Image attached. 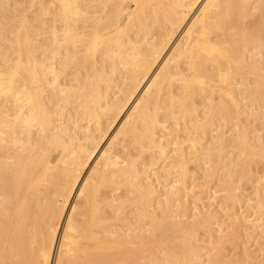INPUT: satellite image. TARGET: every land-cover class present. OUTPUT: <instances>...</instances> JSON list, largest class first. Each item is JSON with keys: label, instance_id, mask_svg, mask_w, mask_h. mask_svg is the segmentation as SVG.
Returning a JSON list of instances; mask_svg holds the SVG:
<instances>
[{"label": "bare ground", "instance_id": "bare-ground-1", "mask_svg": "<svg viewBox=\"0 0 264 264\" xmlns=\"http://www.w3.org/2000/svg\"><path fill=\"white\" fill-rule=\"evenodd\" d=\"M262 22L264 0H0V264L216 263L196 241L217 216L181 195L194 161L238 202L264 162L242 120L264 111ZM257 197L218 242L264 236Z\"/></svg>", "mask_w": 264, "mask_h": 264}, {"label": "rangeland", "instance_id": "rangeland-1", "mask_svg": "<svg viewBox=\"0 0 264 264\" xmlns=\"http://www.w3.org/2000/svg\"><path fill=\"white\" fill-rule=\"evenodd\" d=\"M253 112L254 115H250V111L242 115V120L249 130L250 142H256L257 145H260L261 142H264V111L258 109ZM258 113H260L259 116H257ZM233 132V129L228 128L227 136H231ZM212 134L216 135L217 131H214ZM134 153L138 154L139 149L136 148ZM148 156L150 159L152 158L150 154ZM231 156L235 160H239V154L230 150V153L225 156L223 162L226 163V160ZM256 166L257 170L252 177L244 180L235 179L236 184L241 187L235 191L237 194L236 198L239 201L233 202L232 200H224L229 192V188L225 191H220V189H223L220 179H226L224 174L227 168L224 165L218 167L220 168L219 171L212 166L209 172H214V177L208 181L203 177V171L197 167L194 161L188 164L192 178L189 179L190 182L188 181V184L186 183L187 185L185 184V187L187 186V191L190 193V196H185L183 193L181 195V201L187 204L191 216L196 215L194 218L209 213L217 216L216 220H213L208 227L198 231L196 241L201 246L210 247L211 249L214 246V249L208 253L210 259L214 260L216 258V263L213 264H260L264 262L256 261V258L264 260V256H262V253H264V236L262 234H258L257 236L247 235L243 229L232 240L218 242L219 239L217 238L219 236L220 224L224 220H227V217L230 218L232 212L235 213L236 217L244 219V226H249V221L255 218V213L258 212V208H252V204L257 200L258 195L264 196V179H262L264 178V162L259 157L256 158ZM212 191H214V194ZM230 193H233V191ZM249 198L253 199L252 203H248ZM132 212L130 210L129 214ZM190 218L193 219V217ZM247 219L249 221H246ZM244 228L246 229L247 227ZM223 236L226 237V233ZM211 243L212 246H210ZM205 259H207V256H205ZM205 264H208V262L206 261Z\"/></svg>", "mask_w": 264, "mask_h": 264}, {"label": "snow or ice", "instance_id": "snow-or-ice-1", "mask_svg": "<svg viewBox=\"0 0 264 264\" xmlns=\"http://www.w3.org/2000/svg\"><path fill=\"white\" fill-rule=\"evenodd\" d=\"M261 28L264 29V22L261 23ZM262 179H264V178H262ZM52 264H57L55 257H53V259H52Z\"/></svg>", "mask_w": 264, "mask_h": 264}]
</instances>
